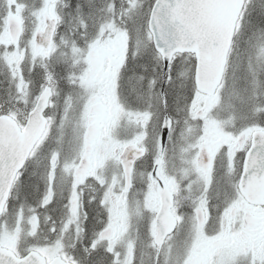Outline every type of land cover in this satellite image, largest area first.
Listing matches in <instances>:
<instances>
[{
    "label": "snow or ice",
    "instance_id": "1",
    "mask_svg": "<svg viewBox=\"0 0 264 264\" xmlns=\"http://www.w3.org/2000/svg\"><path fill=\"white\" fill-rule=\"evenodd\" d=\"M0 264H264V0H0Z\"/></svg>",
    "mask_w": 264,
    "mask_h": 264
}]
</instances>
